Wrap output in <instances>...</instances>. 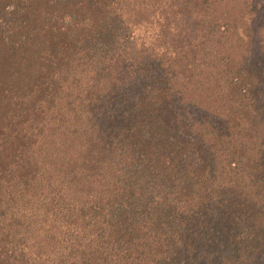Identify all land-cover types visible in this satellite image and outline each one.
Masks as SVG:
<instances>
[{
	"label": "trees",
	"instance_id": "1",
	"mask_svg": "<svg viewBox=\"0 0 264 264\" xmlns=\"http://www.w3.org/2000/svg\"><path fill=\"white\" fill-rule=\"evenodd\" d=\"M256 14L0 0V264H264Z\"/></svg>",
	"mask_w": 264,
	"mask_h": 264
},
{
	"label": "rangeland",
	"instance_id": "2",
	"mask_svg": "<svg viewBox=\"0 0 264 264\" xmlns=\"http://www.w3.org/2000/svg\"><path fill=\"white\" fill-rule=\"evenodd\" d=\"M251 2V11L253 14L249 13L248 7ZM230 4H233L236 16H264V0H230ZM256 6L255 11L252 10L253 6ZM256 4V5H255Z\"/></svg>",
	"mask_w": 264,
	"mask_h": 264
}]
</instances>
